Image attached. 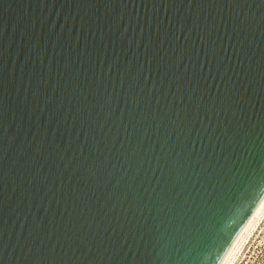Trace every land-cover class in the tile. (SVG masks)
<instances>
[{
	"label": "water",
	"instance_id": "1",
	"mask_svg": "<svg viewBox=\"0 0 264 264\" xmlns=\"http://www.w3.org/2000/svg\"><path fill=\"white\" fill-rule=\"evenodd\" d=\"M264 197V0H0V264H219Z\"/></svg>",
	"mask_w": 264,
	"mask_h": 264
},
{
	"label": "rangeland",
	"instance_id": "2",
	"mask_svg": "<svg viewBox=\"0 0 264 264\" xmlns=\"http://www.w3.org/2000/svg\"><path fill=\"white\" fill-rule=\"evenodd\" d=\"M228 264H264V211L239 241Z\"/></svg>",
	"mask_w": 264,
	"mask_h": 264
},
{
	"label": "bare ground",
	"instance_id": "3",
	"mask_svg": "<svg viewBox=\"0 0 264 264\" xmlns=\"http://www.w3.org/2000/svg\"><path fill=\"white\" fill-rule=\"evenodd\" d=\"M264 211V197L262 198L259 205L256 207L252 215L250 216L249 220L246 222V224L243 226V228L240 230V232L235 237L232 245L230 248L226 251L225 255L221 259L219 264H228L229 258L232 255L235 247L238 245L239 241L242 239V237L245 235V233L249 230V228L253 225L257 217Z\"/></svg>",
	"mask_w": 264,
	"mask_h": 264
}]
</instances>
